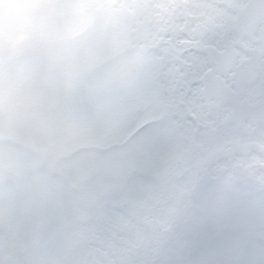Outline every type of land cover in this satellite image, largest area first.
Returning <instances> with one entry per match:
<instances>
[{
    "label": "snow or ice",
    "instance_id": "snow-or-ice-1",
    "mask_svg": "<svg viewBox=\"0 0 264 264\" xmlns=\"http://www.w3.org/2000/svg\"><path fill=\"white\" fill-rule=\"evenodd\" d=\"M0 264H264V0H0Z\"/></svg>",
    "mask_w": 264,
    "mask_h": 264
}]
</instances>
